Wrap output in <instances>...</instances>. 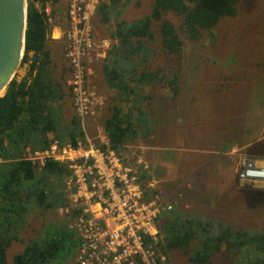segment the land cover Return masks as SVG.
Instances as JSON below:
<instances>
[{
    "label": "trees",
    "instance_id": "16d2710c",
    "mask_svg": "<svg viewBox=\"0 0 264 264\" xmlns=\"http://www.w3.org/2000/svg\"><path fill=\"white\" fill-rule=\"evenodd\" d=\"M61 1L28 0L22 66L30 63L29 71L21 82L15 78L0 97V264H80V241L65 218L28 240L25 249L11 260L7 257L16 243L24 242L23 233L30 229L28 221L33 213L59 218V207L69 203L65 179L71 171L53 160L40 171L25 158L26 149L47 150L53 134L61 142L85 137L77 116L64 124L65 107L72 97L68 85L71 70L57 60L56 49L50 45L54 29L67 28V7ZM239 2L154 0L149 15L128 21L122 18L125 0H100L97 18L103 25L114 23L111 36L116 40L103 64L106 83L115 93L103 122L110 149L122 155L128 145L154 135L153 97L141 93L142 87L165 77L162 67L150 68L157 38L154 24L162 22L164 50L180 53L183 42L179 32L197 41L204 32L217 28L222 19L236 17ZM47 6L52 8L51 24L43 10ZM168 13L182 18L179 27L164 18ZM171 85L179 94L176 74ZM161 229L162 249L169 257L181 250L190 264H213L218 255L236 264H264V230L235 228L201 212L183 210L178 204L162 217Z\"/></svg>",
    "mask_w": 264,
    "mask_h": 264
},
{
    "label": "rangeland",
    "instance_id": "374dc122",
    "mask_svg": "<svg viewBox=\"0 0 264 264\" xmlns=\"http://www.w3.org/2000/svg\"><path fill=\"white\" fill-rule=\"evenodd\" d=\"M125 3L122 18L132 21L149 15L154 0ZM61 4L68 8V0ZM237 8L236 17L222 19L217 28L204 32L197 41L179 32L183 42L180 53L164 50L162 22L154 24L152 30L157 38L152 45L155 55L150 68L162 67L165 77L162 82L142 87L141 93L153 97L156 128L150 139L128 145L122 157L140 172L138 161L149 167L142 175L154 185L151 189L159 192L166 206L178 204L183 210L201 212L235 228L264 230V187H241L238 182L242 157L264 156V0H240ZM164 18L176 27L182 23V18L174 13ZM95 26L99 38L116 44L111 36L113 22L103 25L96 18ZM67 29L68 25L64 31L61 29L63 37L59 44L52 40L50 45L56 49L57 60L68 66ZM29 65L21 66L18 81L27 75ZM174 74L180 89L177 95L171 85ZM68 75L70 79L71 71ZM89 87L103 97L104 105L84 125V132L95 145L101 146L106 138L103 122L110 106L106 101L112 92L104 85L100 93L98 84L95 88L90 80ZM65 109L67 124L77 116L72 97ZM58 216L61 218L40 211L33 213L28 221L30 229L23 233L24 242L9 250L8 260L56 221L65 218L71 225L70 216L63 217L59 212ZM167 264L190 262L183 251L175 250L168 256ZM213 264L236 263L218 255Z\"/></svg>",
    "mask_w": 264,
    "mask_h": 264
},
{
    "label": "built area",
    "instance_id": "2783aa9c",
    "mask_svg": "<svg viewBox=\"0 0 264 264\" xmlns=\"http://www.w3.org/2000/svg\"><path fill=\"white\" fill-rule=\"evenodd\" d=\"M100 0H68L65 58L70 65L68 80L78 119L85 124L104 104L103 97L89 87L91 66L105 61L113 48L96 34L95 19ZM53 23L52 8L44 9ZM85 131V130H84ZM87 134V133H86ZM85 137L61 142L54 138L47 150L26 149L25 158L41 171L49 160L65 165L69 203L59 207L70 216L69 229L80 241V264H167L163 251L162 217L166 206L152 183L143 178L149 167L138 161L141 172L108 146H97ZM241 187H264V156L244 155L238 170Z\"/></svg>",
    "mask_w": 264,
    "mask_h": 264
},
{
    "label": "water",
    "instance_id": "95a60500",
    "mask_svg": "<svg viewBox=\"0 0 264 264\" xmlns=\"http://www.w3.org/2000/svg\"><path fill=\"white\" fill-rule=\"evenodd\" d=\"M28 0H0V97L16 78L25 56Z\"/></svg>",
    "mask_w": 264,
    "mask_h": 264
},
{
    "label": "crops",
    "instance_id": "0c3cea01",
    "mask_svg": "<svg viewBox=\"0 0 264 264\" xmlns=\"http://www.w3.org/2000/svg\"><path fill=\"white\" fill-rule=\"evenodd\" d=\"M63 37V33H62V30L60 28H55L54 31H53V34H52V38L53 40L55 41L56 44H59L61 39ZM103 64H104V61L101 60V61H98L97 63H95L93 66H92V75L90 76L89 80H90V85H92L93 87L97 88V84H98V88L97 89H101L103 90V86L106 85L108 88H110L107 83H106V80H105V76H104V70H103ZM26 75L22 76L20 78V81L21 82L23 80V78L25 77ZM100 90V93H103L102 91ZM113 96L115 95L114 91H112V89L110 88ZM112 94L110 95L109 99H107L106 103L108 102L110 105L111 101H112ZM109 107V106H108ZM231 151L227 152V154H229V156L231 155L230 154ZM163 165L164 166H169L168 163H165L163 162Z\"/></svg>",
    "mask_w": 264,
    "mask_h": 264
}]
</instances>
